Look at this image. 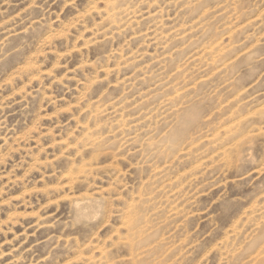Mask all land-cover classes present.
Wrapping results in <instances>:
<instances>
[{"label":"rangeland","instance_id":"1","mask_svg":"<svg viewBox=\"0 0 264 264\" xmlns=\"http://www.w3.org/2000/svg\"><path fill=\"white\" fill-rule=\"evenodd\" d=\"M0 264H264V0H0Z\"/></svg>","mask_w":264,"mask_h":264}]
</instances>
